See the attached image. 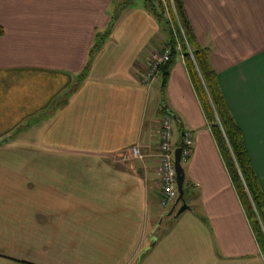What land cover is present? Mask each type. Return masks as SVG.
I'll return each mask as SVG.
<instances>
[{
  "label": "crops",
  "instance_id": "crops-1",
  "mask_svg": "<svg viewBox=\"0 0 264 264\" xmlns=\"http://www.w3.org/2000/svg\"><path fill=\"white\" fill-rule=\"evenodd\" d=\"M183 2L264 191V0ZM0 25V264H264L183 55L166 89L141 83L168 41L146 0H0ZM163 109L176 144L194 137L176 221L160 206Z\"/></svg>",
  "mask_w": 264,
  "mask_h": 264
},
{
  "label": "trees",
  "instance_id": "trees-1",
  "mask_svg": "<svg viewBox=\"0 0 264 264\" xmlns=\"http://www.w3.org/2000/svg\"><path fill=\"white\" fill-rule=\"evenodd\" d=\"M166 1L168 5L165 7L162 0H146L148 10L168 33V41L164 48L170 47L171 50L169 61L160 66L155 79L159 76L162 80V89H166L171 70L177 58L183 55L201 108L264 258V191L246 147L243 131L237 124L224 96L219 76L210 61V50L199 43L193 31L183 0ZM116 20L113 19L107 33L97 39L91 51L89 66L95 54L103 46L105 39L114 29ZM4 34L5 30L0 25V37ZM89 66L80 75L78 85L66 94V98L72 95L85 80ZM66 98L62 99L63 102ZM193 196L194 193L190 190L189 184L185 183V203L189 204L190 197ZM171 219L176 221L175 218ZM170 221L169 230L174 224Z\"/></svg>",
  "mask_w": 264,
  "mask_h": 264
},
{
  "label": "built area",
  "instance_id": "built-area-1",
  "mask_svg": "<svg viewBox=\"0 0 264 264\" xmlns=\"http://www.w3.org/2000/svg\"><path fill=\"white\" fill-rule=\"evenodd\" d=\"M170 52V47H163L153 56L142 76L141 83L143 85H148L155 79L160 66L169 61ZM175 124L174 117L168 110L164 109L158 132L160 139L158 155L161 179L160 206L162 208L176 203L179 197L178 176L175 166L177 149H181V164L183 165L191 158L194 147V137L189 131L182 133L180 144L175 143ZM132 153L134 156L142 157L139 146L134 147Z\"/></svg>",
  "mask_w": 264,
  "mask_h": 264
},
{
  "label": "water",
  "instance_id": "water-1",
  "mask_svg": "<svg viewBox=\"0 0 264 264\" xmlns=\"http://www.w3.org/2000/svg\"><path fill=\"white\" fill-rule=\"evenodd\" d=\"M181 149H177L176 151V171L178 176V187H179V197L178 200L175 203V206L173 210L169 213L170 216L174 215V212L176 211L177 207L182 204L181 207H178L179 210H177L176 214L174 215V218L177 220L183 213H185L187 210H190V206L185 203L184 196H185V170L183 168V165L181 164Z\"/></svg>",
  "mask_w": 264,
  "mask_h": 264
},
{
  "label": "rangeland",
  "instance_id": "rangeland-1",
  "mask_svg": "<svg viewBox=\"0 0 264 264\" xmlns=\"http://www.w3.org/2000/svg\"><path fill=\"white\" fill-rule=\"evenodd\" d=\"M162 1H163V4H164L165 7H166V6L168 5L167 1H166V0H162ZM169 14H170V13H169ZM160 83L162 84V80H161L160 78H158L157 81H156V85H155V86H156L157 88H159V84H160ZM68 91H69V90H67V91L64 92V94H63L64 97L62 96L63 98L66 97V94H67ZM62 97H61V98H62ZM57 106H58V105H57ZM57 106L54 104V106H53V108H54L53 111L56 110V107H57ZM58 108H59V107H58ZM42 116H43V114H40V115H39V119H40ZM39 119H38V120H39ZM174 206H175V203L170 204V205H168L167 207H164V208H162V209L168 212V211H172L173 208H174Z\"/></svg>",
  "mask_w": 264,
  "mask_h": 264
}]
</instances>
